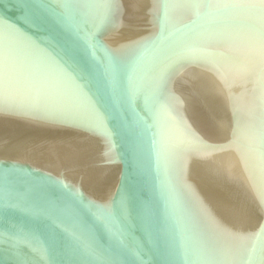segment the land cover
I'll list each match as a JSON object with an SVG mask.
<instances>
[{
    "label": "water",
    "instance_id": "95a60500",
    "mask_svg": "<svg viewBox=\"0 0 264 264\" xmlns=\"http://www.w3.org/2000/svg\"><path fill=\"white\" fill-rule=\"evenodd\" d=\"M0 264H264V0H0Z\"/></svg>",
    "mask_w": 264,
    "mask_h": 264
}]
</instances>
